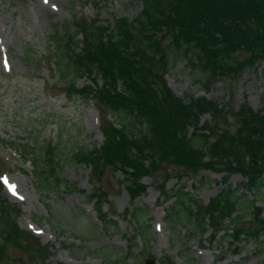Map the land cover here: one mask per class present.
<instances>
[{
  "label": "trees",
  "instance_id": "trees-1",
  "mask_svg": "<svg viewBox=\"0 0 264 264\" xmlns=\"http://www.w3.org/2000/svg\"><path fill=\"white\" fill-rule=\"evenodd\" d=\"M134 2L141 5V11L131 20L113 17L87 34L84 23L76 19V27L68 23L62 33L57 30L49 38L50 67L66 81V96L86 102L96 99L109 111L110 123L101 129L102 145L71 149L61 139L54 145H21L22 151L13 145L9 148L47 188L57 189L63 183L67 191L75 190L58 176L59 168L68 163L90 167L97 183H101L103 168L111 167L121 175L118 186L130 198L126 215L134 229L133 241L147 248L150 225L139 219L141 210L136 203L147 188L141 182L144 177L158 173L164 164L195 176L201 171L224 173L225 186L205 206L197 205L184 188L167 190L164 181L158 182L156 187L164 197L158 206L172 218L171 223H182L184 232L203 236L210 229L209 239L204 240L208 244L222 233L232 246L254 238L258 248L264 249V212L257 205L264 184V110L254 111L246 103L234 110L205 95L185 94L182 99L171 92L164 78L185 61L195 82L208 91L222 80L234 82L246 71L264 65V0ZM79 33L78 49L75 38ZM239 52L244 54L240 60L235 58ZM35 64L42 66L43 60L36 59ZM78 77H89L91 85L77 87ZM226 113L238 122L232 133L221 124ZM205 115L209 121L201 123ZM233 174L244 179L238 187L226 185ZM176 178L179 181L181 175L176 173ZM2 189L0 182V194ZM94 190L90 198L97 203L95 217L107 230L115 224L103 211L100 188L94 186ZM246 192L257 197L240 198ZM12 207L6 201L0 203V258L10 244L27 254L33 264H46L51 257L49 247L19 227ZM247 216V221L257 224L255 232L243 229ZM133 248L134 244L128 245L124 262ZM160 264L174 263L167 257Z\"/></svg>",
  "mask_w": 264,
  "mask_h": 264
},
{
  "label": "rangeland",
  "instance_id": "rangeland-1",
  "mask_svg": "<svg viewBox=\"0 0 264 264\" xmlns=\"http://www.w3.org/2000/svg\"><path fill=\"white\" fill-rule=\"evenodd\" d=\"M140 11L141 5L134 0H0V203L6 201L13 206L19 227L49 247L51 257L46 264H145L146 259L160 264L167 257L174 264H264V249L258 248L254 238L232 246L220 233L215 243L208 244L204 240L209 239L210 229L203 236L184 232L182 223H171L172 218L157 207L164 197L156 183L164 181L167 190L184 188L197 205L205 206L225 186L224 173L201 171L195 176L164 164L158 173L144 177L141 182L147 188L136 203L141 210L139 219L150 225L151 243L147 248L133 241L134 229L126 215L130 198L118 186L121 175L113 173L111 167L103 168L101 183H97L90 167L68 163L59 168L58 176L75 190L67 191L63 183L57 189L47 188L33 178L29 165L9 148L13 145L22 151L21 145H54L61 139L71 149L102 145L101 129L110 123L109 111L96 99L86 102L84 98L66 96V81L50 67L53 55L49 38L57 30L62 33L68 23L76 27V19L84 23L89 34L99 24L105 26L106 20H131ZM75 40L79 49L80 33ZM243 55L239 52L235 58L240 60ZM36 59L43 60L42 66L35 64ZM88 78H76L77 87L91 85ZM164 78L171 92L182 99L185 94L205 95L234 110L242 103L254 111L264 110V65L246 71L234 82L222 80L208 91L195 82L185 61L177 63ZM224 117L222 127L232 133L238 122L229 113ZM204 121L209 117L205 115L201 123ZM176 173L181 175L179 181ZM242 181L241 175L233 174L226 185L238 187ZM94 186L100 188V198L105 200L103 211L115 224L107 230L95 218L97 203L90 198ZM260 193L257 205L264 212V184ZM243 195L240 198L247 200L257 197L256 193ZM247 220L249 216L243 229L248 233L253 228L255 232L257 224ZM261 237L264 243V232ZM130 244H134L133 254L124 262ZM0 264L33 263L22 250L6 244Z\"/></svg>",
  "mask_w": 264,
  "mask_h": 264
},
{
  "label": "water",
  "instance_id": "water-1",
  "mask_svg": "<svg viewBox=\"0 0 264 264\" xmlns=\"http://www.w3.org/2000/svg\"><path fill=\"white\" fill-rule=\"evenodd\" d=\"M145 264H154V261H153V260H150V259H147V260L145 261Z\"/></svg>",
  "mask_w": 264,
  "mask_h": 264
},
{
  "label": "bare ground",
  "instance_id": "bare-ground-1",
  "mask_svg": "<svg viewBox=\"0 0 264 264\" xmlns=\"http://www.w3.org/2000/svg\"><path fill=\"white\" fill-rule=\"evenodd\" d=\"M14 184V183H13Z\"/></svg>",
  "mask_w": 264,
  "mask_h": 264
}]
</instances>
